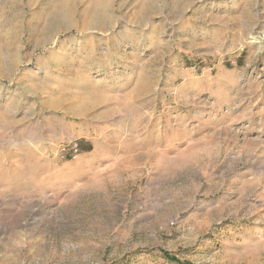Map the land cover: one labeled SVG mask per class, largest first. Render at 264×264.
Listing matches in <instances>:
<instances>
[{
  "label": "rangeland",
  "instance_id": "obj_1",
  "mask_svg": "<svg viewBox=\"0 0 264 264\" xmlns=\"http://www.w3.org/2000/svg\"><path fill=\"white\" fill-rule=\"evenodd\" d=\"M0 264H264V0H0Z\"/></svg>",
  "mask_w": 264,
  "mask_h": 264
}]
</instances>
